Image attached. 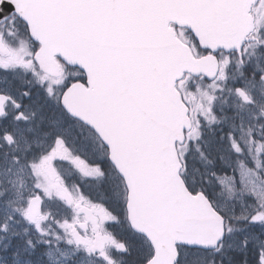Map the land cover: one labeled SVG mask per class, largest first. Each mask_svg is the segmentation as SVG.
Masks as SVG:
<instances>
[{"label":"snow or ice","instance_id":"6c2138e0","mask_svg":"<svg viewBox=\"0 0 264 264\" xmlns=\"http://www.w3.org/2000/svg\"><path fill=\"white\" fill-rule=\"evenodd\" d=\"M0 264H264V0H0Z\"/></svg>","mask_w":264,"mask_h":264}]
</instances>
